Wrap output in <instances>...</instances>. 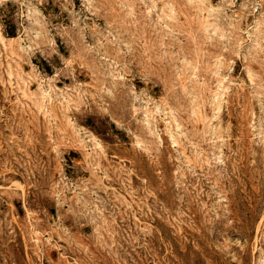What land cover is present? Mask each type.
<instances>
[{"label": "rangeland", "instance_id": "374dc122", "mask_svg": "<svg viewBox=\"0 0 264 264\" xmlns=\"http://www.w3.org/2000/svg\"><path fill=\"white\" fill-rule=\"evenodd\" d=\"M0 264H264V0H0Z\"/></svg>", "mask_w": 264, "mask_h": 264}, {"label": "built area", "instance_id": "2783aa9c", "mask_svg": "<svg viewBox=\"0 0 264 264\" xmlns=\"http://www.w3.org/2000/svg\"><path fill=\"white\" fill-rule=\"evenodd\" d=\"M4 109L3 107H0V118L4 115ZM0 145H1V140H0ZM3 146H0V170H2L5 165H6V162H5V154H4V149H2Z\"/></svg>", "mask_w": 264, "mask_h": 264}]
</instances>
